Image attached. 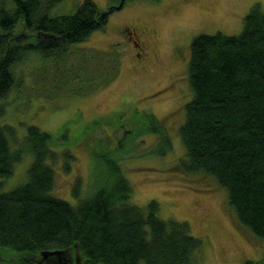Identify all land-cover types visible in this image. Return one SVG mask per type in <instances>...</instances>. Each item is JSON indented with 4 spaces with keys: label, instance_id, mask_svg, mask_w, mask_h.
I'll return each mask as SVG.
<instances>
[{
    "label": "trees",
    "instance_id": "obj_1",
    "mask_svg": "<svg viewBox=\"0 0 264 264\" xmlns=\"http://www.w3.org/2000/svg\"><path fill=\"white\" fill-rule=\"evenodd\" d=\"M61 1L0 0V118L3 100L16 82L14 63L35 51L56 58L104 28L113 9L103 11L92 0H82L74 13L52 16ZM244 17L237 34L216 31L191 39L187 73L192 98L184 104L179 126L185 149L180 165L215 179L237 221L264 239V12L257 6ZM146 125L162 131L157 120ZM13 132L0 122V189L24 154L32 160L26 181L0 191L1 263L190 264L201 239L191 234L187 222L159 217L155 200L147 206L132 204V186L114 154L95 156L87 197L79 196L81 178L75 179L72 194L78 202L72 205L51 194L56 156L51 133L29 124L14 148ZM55 250L60 253L47 263L44 251ZM243 264H264V257Z\"/></svg>",
    "mask_w": 264,
    "mask_h": 264
},
{
    "label": "rangeland",
    "instance_id": "obj_2",
    "mask_svg": "<svg viewBox=\"0 0 264 264\" xmlns=\"http://www.w3.org/2000/svg\"><path fill=\"white\" fill-rule=\"evenodd\" d=\"M81 1L62 0L51 15L72 14ZM92 1L103 11L113 7L104 28L56 58L35 51L14 63L16 82L3 100L0 118L13 127L11 146H19L29 124L51 133L56 154L51 194L72 205L78 202L72 194L75 179L81 178L79 196L87 197L95 156L114 154L132 186V204L147 206L155 200L159 217L187 222L191 234L201 239L190 264L263 258L264 239L237 221L225 189L206 174L181 167L185 149L179 126L184 104L192 98L187 73L191 39L216 31L237 34L247 12L257 6L264 12V0H124L119 8V0ZM128 25L135 26L144 51L128 42L122 30ZM149 113L165 125L161 139L147 128L154 121ZM31 160V154H24L0 191L26 181ZM55 255L42 257L53 263Z\"/></svg>",
    "mask_w": 264,
    "mask_h": 264
},
{
    "label": "flooded vegetation",
    "instance_id": "obj_3",
    "mask_svg": "<svg viewBox=\"0 0 264 264\" xmlns=\"http://www.w3.org/2000/svg\"><path fill=\"white\" fill-rule=\"evenodd\" d=\"M123 0H119V6L117 7V8H119V7H121L122 5H123V3L121 4V2H122ZM115 8V7H114ZM122 30L123 31H125V34L127 35V40H128V42L130 43V44H132L133 46H135L138 50H140V52L141 51H144V44H140L141 43V40H140V37H139V33H137L136 32V28H135V26L134 25H128V26H124L123 28H122ZM132 38V39H131ZM131 40V41H130ZM138 56H140L141 54L140 53H136ZM151 116H152V118H154L153 117V113H149ZM150 115H149V117H150ZM154 120H157V122H159V124L163 127L164 126V128H165V125L163 124V122H161L158 118H154ZM156 132L158 133V139H161L162 137H163V130L162 131H157L156 130Z\"/></svg>",
    "mask_w": 264,
    "mask_h": 264
},
{
    "label": "water",
    "instance_id": "obj_4",
    "mask_svg": "<svg viewBox=\"0 0 264 264\" xmlns=\"http://www.w3.org/2000/svg\"><path fill=\"white\" fill-rule=\"evenodd\" d=\"M122 4V2H121ZM55 253H60V250H55V251H44L43 255L47 256L48 254H55Z\"/></svg>",
    "mask_w": 264,
    "mask_h": 264
}]
</instances>
